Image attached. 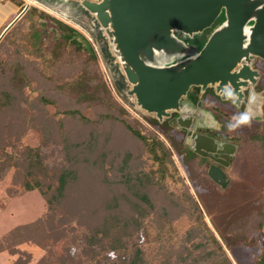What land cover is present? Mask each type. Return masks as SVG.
Here are the masks:
<instances>
[{
    "label": "trees",
    "instance_id": "16d2710c",
    "mask_svg": "<svg viewBox=\"0 0 264 264\" xmlns=\"http://www.w3.org/2000/svg\"><path fill=\"white\" fill-rule=\"evenodd\" d=\"M147 121L152 128L120 98L95 42L30 3L0 40V180L13 170L7 195L38 189L47 209L4 232L0 251L38 246L33 264H100L109 251L108 264H233L193 195L171 187L183 181L166 129ZM30 127L60 145L62 161L20 143ZM181 217L191 222L178 248ZM148 224L151 250L125 255L123 237L150 235Z\"/></svg>",
    "mask_w": 264,
    "mask_h": 264
},
{
    "label": "water",
    "instance_id": "95a60500",
    "mask_svg": "<svg viewBox=\"0 0 264 264\" xmlns=\"http://www.w3.org/2000/svg\"><path fill=\"white\" fill-rule=\"evenodd\" d=\"M31 1L87 33L112 82L122 84L121 95L131 110L161 125L171 120L167 134L172 144L175 131L187 128L198 151L206 139L186 117L190 87L213 86L223 96L228 89L231 95L242 94L259 74L252 61L264 59V0ZM26 7L5 26L0 40ZM17 8L6 0L0 14ZM206 29L198 45L193 44L194 34Z\"/></svg>",
    "mask_w": 264,
    "mask_h": 264
},
{
    "label": "flooded vegetation",
    "instance_id": "af4514ba",
    "mask_svg": "<svg viewBox=\"0 0 264 264\" xmlns=\"http://www.w3.org/2000/svg\"><path fill=\"white\" fill-rule=\"evenodd\" d=\"M252 67L259 74L253 84L249 81L240 89L242 94L236 91L235 96L231 95L228 89L223 96L213 86L203 90L191 86L187 94L190 111L186 117L190 118L194 131L205 136L206 144L196 150L194 138L187 135L185 127L177 129L180 134L175 137L184 153L180 161L188 168L186 176L194 183L193 191L207 220L211 223L210 212L199 199L198 187L207 195V206L216 200L228 206L225 213L216 211L227 232L219 227H214V231L221 241H234L227 251L235 264H264V59L252 61ZM172 115L178 116L176 112ZM191 170L201 176L204 186L200 187L196 178L190 176ZM239 183L245 194L241 206L236 205Z\"/></svg>",
    "mask_w": 264,
    "mask_h": 264
},
{
    "label": "rangeland",
    "instance_id": "374dc122",
    "mask_svg": "<svg viewBox=\"0 0 264 264\" xmlns=\"http://www.w3.org/2000/svg\"><path fill=\"white\" fill-rule=\"evenodd\" d=\"M5 1L6 0H0V3L4 4ZM10 1H12V0H10ZM19 1H20L19 4L18 5L16 4L18 7L16 10L10 11L5 16H1V14H0V28L6 22L11 21L21 11V9L26 4L28 6L30 3H34L38 6H40L41 8L51 12L52 14L66 20L67 22H70L73 25L80 28L77 24L72 22L70 19L65 18L61 14L52 11L50 8H47V7L41 5L40 3L36 2V1H31V0H19ZM21 6H22V8L20 9ZM1 11H0V13H1ZM208 31H209V29H206L203 32L195 33L193 38H194V41H196V42H192V43L195 45H198L197 41L201 40L203 35ZM184 36H186V35H184ZM121 85L122 84L120 82H117V81L115 83H113V86H114L115 90L119 93L120 98L122 100L127 101V99L121 95V92L123 90ZM132 111L148 127L152 128L150 126L149 122L147 121V119L143 115L137 114L134 110H132ZM169 122H171V120L166 121V123H169ZM162 126L165 127V124ZM167 128L165 127L166 135L168 137ZM175 132H176L175 136L177 137V135L180 133H178L177 130ZM168 141H169V138H168ZM168 141H167V143H168ZM20 143L21 144H27V145L34 146V147L39 146L41 148L43 154H44L45 160H47L49 163L54 164V163H57L59 161H62V153H61L60 145L57 143H54L52 141L44 142L41 132L38 131L37 128H35V127H30L24 133H22V136L20 138ZM170 144H171V146L170 145L169 146L171 148L173 158L177 164L178 172L182 177V181L184 182V184H183V182H180V181L177 183H174V184L172 183L171 187L173 189H176V190H180L182 187L185 188L188 192H190L193 195V197L195 198L197 203L200 205L199 200L193 191L194 183L192 182L191 179L188 180V178L186 176V173L188 174V172H187L188 168H186L182 163V160L184 159V156H183L184 153H182V151L179 147V144H177V143L172 144L171 142H170ZM180 159H182V160L180 161ZM12 171L13 170H9L7 172V174L2 178V180H0V236L4 232H6L7 230H9L10 228H12L16 225L31 221V220L35 219L36 217L41 216L45 212V210L47 209V203H46L45 197L39 192L38 189L27 190L20 195L11 196V197L7 195V193L9 192L7 188H9V189L12 188L11 187L12 186V183H11ZM191 174H190V176H192V178L195 177L196 182L199 183V185L201 187V185H202L201 184V181H202L201 176L193 170H191ZM94 182H95V180H94ZM239 184H241V185L236 186V205L241 206L240 204H242L243 201L245 200V194H243V192L241 191L242 183H239ZM93 186L96 187V184H93ZM202 186H204V184ZM197 190H198L197 193H198L200 201L202 202L205 209L210 212L209 218L211 220V223H210V221L207 220V217L204 215L203 210L200 207V209L203 213L204 219L207 221L208 225L212 228L213 231L216 227L217 228L219 227L221 231L225 230V227L220 222L221 220H218V218L216 216V211L218 209L223 211V212L227 211V208H228L227 204H225V206H224L223 205L224 201L216 200L214 202H210V205H208L209 206L208 207L205 204L207 195L204 193V189H201L198 187ZM71 193H72V190H71ZM78 193H81V190H78L77 194ZM227 202H228L229 208H230V201H227ZM190 222L191 221L188 220L186 217H181L178 220L179 231H180L179 233H181L182 235L173 237V241L176 243L178 248L181 247L180 242H181L182 238L186 237L183 235L190 231ZM223 227H224V229H221ZM144 228L145 227H143L142 229H139L137 231V233L131 237H128V236L123 237V241L127 246V248L124 249L125 255H129V251H131L135 245L140 246L146 252H149L151 250L149 238H151V236H153L151 234L155 232L154 227H153V225L148 224L149 231L151 232L150 235L147 233L148 231H146ZM225 231L227 232V230H225ZM226 232L224 233L225 235H226ZM75 233H76V231H75ZM214 233H215V231H214ZM246 238L247 237L245 236L244 239L246 240ZM76 239H77L76 243L73 242V247H74V251L78 252V251H80V247L82 246L83 242L79 237H77ZM218 239H219V237H218ZM220 242L223 244L225 251L227 252L229 257L231 258L233 264H235L232 257L230 256V254L227 251V249H228L227 247H229V248L232 247V245L234 244V241L232 239H228V240L223 239V241L220 240ZM238 242L239 241L237 240V236H236V244H238ZM19 247L22 250L21 253L18 252L15 254H10L6 250L0 251V264H16V259L18 258V255L21 256L20 262L22 264H33L36 261V259L39 257V255L43 252V250L40 247L32 245L30 243H21L19 245ZM116 253L117 252H114V251H109L108 253H105V255L100 258V264L111 263L115 259Z\"/></svg>",
    "mask_w": 264,
    "mask_h": 264
}]
</instances>
